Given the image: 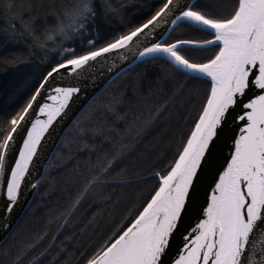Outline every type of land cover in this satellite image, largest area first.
Listing matches in <instances>:
<instances>
[{"label": "trees", "instance_id": "16d2710c", "mask_svg": "<svg viewBox=\"0 0 264 264\" xmlns=\"http://www.w3.org/2000/svg\"><path fill=\"white\" fill-rule=\"evenodd\" d=\"M212 0H197L198 3ZM70 0H0V141L37 86L75 45L57 31ZM96 0L95 18L76 43L97 47L139 26L156 0ZM53 39L49 40L48 36ZM210 39L179 24L167 38ZM191 58L218 51H193ZM210 84L162 58L142 61L110 82L80 112L59 142L23 215L0 245V264H85L113 233L128 226L173 165L206 102ZM94 177L100 182L89 185ZM87 193L73 207L78 197ZM45 250H47L45 252ZM44 253L43 256L40 254ZM19 258V259H18Z\"/></svg>", "mask_w": 264, "mask_h": 264}, {"label": "snow or ice", "instance_id": "6c2138e0", "mask_svg": "<svg viewBox=\"0 0 264 264\" xmlns=\"http://www.w3.org/2000/svg\"><path fill=\"white\" fill-rule=\"evenodd\" d=\"M96 0H70L62 11L64 21L58 22L60 35L75 46L63 49L62 62L50 64V70L36 88L19 118L10 121L11 130L0 141V175L10 174L4 185L10 213L20 198L22 184L36 156L41 137L67 107L70 99L80 91L77 87H56L55 104L39 105L42 89L50 87V79L61 69L76 72L98 57L114 50L130 47L141 35H152L161 23L173 25L178 21L194 30L207 31L211 39H165L151 42L139 53L141 57L158 58L160 54L177 70L197 79L207 78L209 92L194 129L178 153L170 170L159 176V187L131 223L113 233L93 254L85 257V264H264V0H212L211 3L181 4L179 0H156L154 14L139 26L97 47L104 38L76 43L72 35L83 34L95 18ZM110 12L118 9L111 7ZM147 30V31H146ZM165 33L161 32L163 37ZM48 39L53 37L50 35ZM208 47L218 48L202 62L182 51ZM256 90H260L256 94ZM252 95L244 101L246 93ZM37 103L47 117L37 119L25 128L27 115ZM240 104L242 114L235 119L244 121L239 136L234 139L230 162L217 172L210 202L201 208L204 219L196 225V234L189 244L182 237L183 252L178 258L166 260L173 233L182 215L200 198V185L206 175L217 168L218 145L226 135L231 111ZM26 138L21 136V130ZM22 140L14 166H6V158L17 137ZM100 182L94 177L89 185ZM87 193L77 198L73 207ZM47 250H45L46 252ZM41 256L44 253L40 254ZM19 259V258H18ZM31 264H38L33 258Z\"/></svg>", "mask_w": 264, "mask_h": 264}, {"label": "water", "instance_id": "95a60500", "mask_svg": "<svg viewBox=\"0 0 264 264\" xmlns=\"http://www.w3.org/2000/svg\"><path fill=\"white\" fill-rule=\"evenodd\" d=\"M196 1L197 0H179L181 4L188 3L190 5L194 4ZM173 19H175V16L169 17L168 23H161V25L157 29H155L152 35H141L139 37V41H136L134 39L130 47L114 50L113 52L103 55L102 57H98L96 61L90 62V64L88 66H85L82 70L78 69L76 70V72H71L61 69L59 74H55L54 78L50 79V87L46 86L44 89H42L43 96L38 97L40 106L45 103H56L55 101L50 99V97L56 95V92L54 91L56 87L71 86L79 88L80 91L72 96L67 107L61 113V115L56 118L53 124L49 126L48 131L45 132L41 137V143L38 147L37 154L33 158V161L29 166V171L26 174L24 183L22 184L20 198L10 213H5L7 200L4 196L5 181L7 178H10V174L6 170L4 175H0V245L11 233V231L23 215L24 211L26 210L28 204L30 203L38 188V185L59 142L61 141L65 132L75 120V118L88 105V103L115 78L120 76L122 73H124L134 65L142 61L151 59L150 57H141L139 55V53L143 50V47L149 46L151 42L158 41L159 39L167 40L172 31L179 24L185 23L182 21H178L176 25H173L171 23V20ZM161 32L165 33L163 37L160 36ZM153 55L166 61V59L163 58L160 54ZM168 63L172 67L177 69L176 66H173L170 62ZM179 72L183 73V70H179ZM203 79L208 81L207 78ZM42 81L43 79L41 80V82ZM37 87H39V85ZM259 91L260 90H256V94H259ZM33 95H36V90L34 91ZM251 95V92L246 93L244 101L247 102V99ZM23 110L21 113H23ZM242 111L243 109L239 103L231 111L227 133L226 135H223L221 137L218 145L217 168L214 169L211 173L207 174L206 178L202 181L200 185L199 201L194 206H189L187 209V213L182 215L178 229L173 233V236L170 240L168 256L166 257V260L178 258V254L180 252H183L182 237L186 238L187 242L190 244L194 239V236L198 234L195 231L196 225L198 224L199 220L204 219L201 208H206L207 202H210L212 189L214 188V181L218 180L217 172H222L223 168H225L227 166V163L230 162L231 154L234 152L233 141L239 136V129L243 127L244 121L235 119L236 116L242 114ZM18 118L19 116L17 117V119ZM37 119L45 120L47 119V117L44 113H41L39 111L37 103L33 102V109H31L29 114L27 115V120L30 121V123H26L25 128H30L31 123H34ZM21 136L26 138V132H24L23 129L21 130ZM22 146V140L18 136L13 142L11 149L9 150V154L6 158V166H14L12 162L14 159L19 158L18 149Z\"/></svg>", "mask_w": 264, "mask_h": 264}]
</instances>
